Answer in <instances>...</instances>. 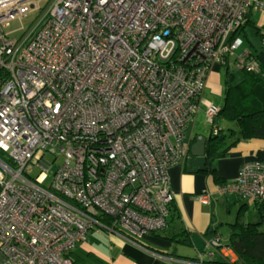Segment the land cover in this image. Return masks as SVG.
I'll return each mask as SVG.
<instances>
[{"label": "built area", "instance_id": "built-area-1", "mask_svg": "<svg viewBox=\"0 0 264 264\" xmlns=\"http://www.w3.org/2000/svg\"><path fill=\"white\" fill-rule=\"evenodd\" d=\"M33 8L11 37L5 28ZM253 10L264 0H0V264H73L94 229L141 239L168 226L169 169L190 156L212 67L237 54ZM247 56L236 66L259 72ZM205 106L218 133L221 107ZM47 153L64 157L52 177ZM218 193L264 201V160ZM199 259L238 258L214 236Z\"/></svg>", "mask_w": 264, "mask_h": 264}, {"label": "crops", "instance_id": "crops-1", "mask_svg": "<svg viewBox=\"0 0 264 264\" xmlns=\"http://www.w3.org/2000/svg\"><path fill=\"white\" fill-rule=\"evenodd\" d=\"M252 12V19L255 21L257 30L260 29V34H257L256 28L251 26L254 32V39L249 41L251 47H244V43L240 46L236 51L237 54L231 56L229 62L224 65L226 67L224 75L217 70H211L200 109V111L204 109V114L205 103L210 102L205 98L207 92L225 96L228 77L233 76L234 83L241 80L243 73L241 78L236 80L234 73L230 72L231 64L243 71L235 64L237 55L246 53L249 56L252 52L264 66V13L255 10ZM255 93L264 103V82L255 87ZM223 103L217 106L222 107ZM200 111L195 123L190 126L191 130L189 129L186 140L187 142L190 140L192 144L198 136L204 135L195 131ZM222 121L224 120L217 119L215 125L224 129ZM230 127L237 128L234 124H228V128ZM211 129L212 127L209 134L205 135L208 138ZM254 160H264V139L253 138L233 146L226 156L214 161L213 174L204 171L190 173L187 170V161L172 166L170 186L175 195L170 207L168 226L141 239H134L118 232L110 233L94 229L89 232L87 240L77 245L72 251L74 264H197L199 257L207 251L208 240L211 236L221 235L220 229L224 224L230 227L228 240L232 224L242 208H245L244 216L247 221H259L261 204L253 199L218 193L221 182L233 181L237 178L240 168ZM203 190L212 194L209 204H203L197 200V195ZM261 230H264V222ZM171 236H173L172 239L169 238ZM179 238H184L185 241H177ZM179 245H188L189 249Z\"/></svg>", "mask_w": 264, "mask_h": 264}, {"label": "trees", "instance_id": "trees-1", "mask_svg": "<svg viewBox=\"0 0 264 264\" xmlns=\"http://www.w3.org/2000/svg\"><path fill=\"white\" fill-rule=\"evenodd\" d=\"M252 13V11H249L244 25L234 34V36L239 35L242 37L244 44L247 38V27H255ZM256 33L260 34V29L257 30L256 28ZM252 54L251 52L247 57L257 58ZM242 72L243 76L239 82L234 83V77H228L224 103L217 116L218 120L223 119L234 124L237 128L223 129L215 125L219 128V132H211L206 143L207 164L204 170L205 173L213 174L214 161L226 156L230 149L239 142L253 138L264 139V103L255 93V87L264 82V66L260 63L259 72L247 70ZM0 152L2 153L1 150ZM215 179L218 180L216 176ZM221 184L224 183L221 182ZM255 202L261 204L259 207V221H247L244 216L245 208H242L237 214L236 221L232 224V231L228 240L225 241L226 245L233 249L238 258L236 264H264V230H261V225L264 222V201L255 200ZM214 236H211V238ZM169 238L172 239L173 236ZM177 241L184 242L185 239L179 238ZM70 256L74 264L75 260L72 252Z\"/></svg>", "mask_w": 264, "mask_h": 264}, {"label": "rangeland", "instance_id": "rangeland-1", "mask_svg": "<svg viewBox=\"0 0 264 264\" xmlns=\"http://www.w3.org/2000/svg\"><path fill=\"white\" fill-rule=\"evenodd\" d=\"M36 4L38 7H40L44 3L43 2H37ZM38 13H39V10L37 8L31 9L30 11H28L23 16H20V17L16 18L15 20L11 21L10 24L5 28V31L7 33H10L11 37H18L19 35H21V33L24 31L25 28H27L28 26H30L33 23V21L37 18ZM246 31H247V38L245 39L244 47H251L249 41H250V39H254V32H253V29L251 28V26H248ZM212 70L213 71L217 70L220 73L222 72V75H224L225 71H226V67L224 65H221L218 63V64L213 65ZM230 72L234 73L236 80H239L242 76V73H243L241 70L236 69L232 64L230 66ZM224 97H225L224 94H223V96L222 95L217 96L214 94H210L209 92H207L206 96H205V98H207L210 102L214 103L215 105L222 104ZM205 110H206V108H205ZM216 120H217V118H216ZM218 123L220 124V122H218ZM222 123H223L222 125L224 128H228V124H231L230 122H224V121H222ZM231 125H233V124H231ZM211 127L212 126L210 125V123H208L206 115L204 114V109H202L199 113V116H198L197 124L195 126V131L199 134L206 135V134H209ZM190 130H191V127H190ZM189 132L190 131L188 130L186 133V139L185 140H187V138L189 136ZM0 156L2 158L5 157V159L7 158V154L3 153V152L2 153L0 152ZM45 158L53 163V165L49 168V171H48V174L52 177L53 173L55 171H57V169L62 165V163L64 161V157L60 156L59 158H55V154L47 153ZM28 170L32 172L33 176H36L42 169L37 167V166L30 164L28 167ZM171 170H172V167H170V169H169L170 178H171ZM238 175H239V173H238ZM238 175H237V177H238ZM251 203H252V201H251ZM229 230H230L229 226H227L225 224L221 226V229H220L221 235H219V236L221 237V240L223 242H225L227 240V235H228ZM179 246H182V245H179ZM182 247L188 248L189 246L183 245Z\"/></svg>", "mask_w": 264, "mask_h": 264}, {"label": "water", "instance_id": "water-1", "mask_svg": "<svg viewBox=\"0 0 264 264\" xmlns=\"http://www.w3.org/2000/svg\"><path fill=\"white\" fill-rule=\"evenodd\" d=\"M208 137L198 136L194 144L190 141V156L187 158V170L190 173L202 172L206 168V143Z\"/></svg>", "mask_w": 264, "mask_h": 264}]
</instances>
